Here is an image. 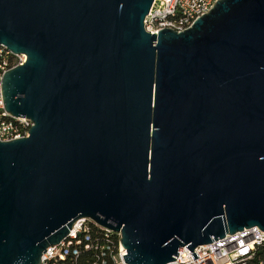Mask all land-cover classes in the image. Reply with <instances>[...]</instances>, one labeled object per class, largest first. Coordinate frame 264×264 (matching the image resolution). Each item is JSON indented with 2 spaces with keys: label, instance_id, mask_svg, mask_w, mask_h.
I'll return each instance as SVG.
<instances>
[{
  "label": "water",
  "instance_id": "water-1",
  "mask_svg": "<svg viewBox=\"0 0 264 264\" xmlns=\"http://www.w3.org/2000/svg\"><path fill=\"white\" fill-rule=\"evenodd\" d=\"M155 0H0L6 111L0 264H41L80 219L121 233L126 264H171L264 232V0H220L151 34Z\"/></svg>",
  "mask_w": 264,
  "mask_h": 264
},
{
  "label": "built area",
  "instance_id": "built-area-1",
  "mask_svg": "<svg viewBox=\"0 0 264 264\" xmlns=\"http://www.w3.org/2000/svg\"><path fill=\"white\" fill-rule=\"evenodd\" d=\"M220 0H155L145 20L151 34L169 29L181 33L191 28L203 15L210 13ZM27 62L24 54H13L0 45V141L8 142L29 137L34 123L27 118L11 116L4 106L2 82L4 75ZM121 233L100 226L90 219H80L69 236L59 245L49 247L41 264H77L83 252L92 254V264H126V250L121 245ZM264 246V232L255 227L195 250L181 249L171 264H249L258 249Z\"/></svg>",
  "mask_w": 264,
  "mask_h": 264
},
{
  "label": "trees",
  "instance_id": "trees-1",
  "mask_svg": "<svg viewBox=\"0 0 264 264\" xmlns=\"http://www.w3.org/2000/svg\"><path fill=\"white\" fill-rule=\"evenodd\" d=\"M92 254L90 252H83L77 264H92ZM249 264H264V246L260 247L256 253V257Z\"/></svg>",
  "mask_w": 264,
  "mask_h": 264
}]
</instances>
